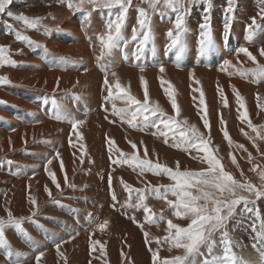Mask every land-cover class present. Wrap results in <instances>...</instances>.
Here are the masks:
<instances>
[{
	"label": "bare ground",
	"instance_id": "obj_1",
	"mask_svg": "<svg viewBox=\"0 0 264 264\" xmlns=\"http://www.w3.org/2000/svg\"><path fill=\"white\" fill-rule=\"evenodd\" d=\"M93 5L87 0L83 3L81 0H13L6 11L39 17L35 29L6 13L0 14L3 19H0V46L6 49L5 57L15 62L0 64V217L7 219L6 208L16 218L32 217L22 220L19 227L5 225L10 247L0 245V264H15L17 259L20 264H37L35 257L41 252L44 255L39 264H154L153 253L158 254L155 264H164L165 259L183 254V249L171 247L166 239L167 220L172 219L182 227L190 220L176 217L166 200L147 190L149 183L159 186L173 181L164 173L154 175L145 171L141 175L132 165L113 164L119 153L113 149L110 159L109 138L124 153L135 151L141 158L147 149L148 159L173 170L177 162L181 171L207 168L206 161L201 159L205 153L196 149L186 152L184 145L174 147L173 138L180 139L178 127L169 131L160 125L167 137L159 135L155 128L141 131L129 127L114 114L113 102L116 109H135L134 105H127L124 93L115 88L117 79L140 101L146 88L150 108L159 105L181 125L185 118L196 124L210 140L209 151L222 158L226 171L241 182L246 178L250 183L260 184L257 180L264 164V139L257 133L264 135V80L253 82L252 72L242 77L238 69H255L257 65L236 52L246 47L264 64V57L259 55V49L264 47V17L259 15L264 3L232 0L231 13L225 11L228 0H211L207 13L203 0L192 4L185 16L186 30L180 42L168 51L171 40L166 33L169 29L175 32L176 10L158 3L153 11L145 0H132L122 27L127 43L122 40L118 47L102 50L99 37L106 35L109 20L115 19L120 8H103L102 2L97 7ZM141 7L151 14L152 39L137 59L141 37L133 39L132 30ZM74 12L77 14L71 17ZM205 14L209 15L212 46L201 56L199 25ZM226 17L227 37L224 36ZM250 29L251 40L247 39ZM17 32L27 39L18 41ZM102 51L104 56L98 59ZM225 59L232 61L234 67L225 66L221 70ZM105 67L109 70L112 91L107 100ZM113 71L116 77L111 75ZM233 87L244 99L243 108L236 102ZM171 100L176 101L179 113L172 108ZM244 111L257 132H252L247 121L238 119ZM201 117L209 120L208 129L203 127ZM221 119L224 124L220 123ZM74 120L84 123L73 128ZM225 130L233 140L232 145L223 137ZM128 141L136 143L137 148L133 150ZM237 144H243L252 154L251 162L248 152L238 149ZM229 153L236 157L239 167L231 163ZM253 167L255 172L251 171ZM49 172L55 174L60 189L52 183ZM65 175L74 188L64 183ZM120 178L135 189H146L143 204L155 213V223L146 221L143 207L137 206L141 204V194L125 191ZM45 186L51 191V198ZM112 191L117 201L112 200ZM160 193L163 195L165 189L161 188ZM30 197H35V206L29 202ZM168 199L175 197L169 192ZM242 208L241 204L227 224L235 248L238 241L233 239L232 231L243 241V229L249 224L248 211L241 213ZM105 220L109 223L101 230L98 225ZM236 223H239L237 227ZM145 232L149 234L147 237ZM251 233L249 237L255 238V225ZM62 241L67 242L60 249L63 256H59L55 245ZM93 241L99 243L94 245ZM201 252L204 255L197 256L195 264L210 258L204 247ZM248 261L259 263L257 257Z\"/></svg>",
	"mask_w": 264,
	"mask_h": 264
},
{
	"label": "snow or ice",
	"instance_id": "obj_2",
	"mask_svg": "<svg viewBox=\"0 0 264 264\" xmlns=\"http://www.w3.org/2000/svg\"><path fill=\"white\" fill-rule=\"evenodd\" d=\"M13 0H0V14H5L16 20L23 21L25 25L29 28L35 29L37 24L40 22V18H30L27 15L20 13L14 14L11 10L6 11L11 5ZM84 0H81L83 3ZM88 3L99 5L101 2L105 7L111 8L115 5L120 6V11L116 15L115 19H110L107 24V33L106 35H101L99 37L101 48L111 50L114 47L119 46V42L124 40L125 44L127 41L125 40L122 27L125 24L126 16L129 11V7L132 4V0H87ZM148 3L149 8L153 11L157 10V4L162 3L165 7L172 8L176 10L177 15L174 21V29H169L166 35L170 38L171 43L167 46L166 51L171 50L175 47L181 40L182 33L185 29V16L190 11V6L192 4H196L201 2V0H145ZM203 2L207 5L205 12L211 7V0H203ZM264 3V0H261ZM229 7L225 9L227 13H231L233 11L231 7L232 0H228ZM71 6V5H69ZM262 17H264V8L260 9V13ZM209 15L205 14L203 16V23L199 25L201 29V39L199 41V53L201 56L205 55L208 51L209 47L212 46L211 33L209 30ZM253 24H255V17H253ZM11 28V25H8ZM47 31V29H46ZM133 39L136 37H141L139 43L137 45V59H139V54H142L144 46L148 44V42L152 39V29H151V14L144 8L138 9V17L136 25L133 27ZM250 34L247 39L251 40V29L249 30ZM229 34V22L227 17L225 18L224 23V36L227 37ZM16 39L19 41L21 39H27L26 37H22L19 32L16 33ZM5 47L0 46V64L12 63L15 64L14 61H9L5 57ZM240 53H243L249 60H251L254 64L257 65L255 69H238L237 71L243 77L247 72H252L253 74V82L259 83L261 80H264V64H260L257 61L255 55H253L248 48L240 47L236 55L238 56ZM259 55L264 57V47L259 49ZM104 56V52H101V56L98 59H102ZM227 67H234L232 61L225 59L221 66V70ZM143 70V69H141ZM105 79L104 85L106 86V90L108 91V96L105 97L107 100L112 96L110 82L108 80V68L105 67ZM160 71L163 72L164 68L161 66ZM113 77H116V73L111 72ZM6 79V78H5ZM141 83L144 84V78L141 77ZM59 84V81H57ZM75 87V85H74ZM115 88L122 93H124V97L126 98V103L129 106L134 105L135 109L128 111L126 109H116V105L113 102L114 114L120 116L123 121L129 125V127L133 129H139L144 131L147 128H155L159 135L167 137V132L163 131L160 125H163V129H167L172 131L174 127L179 128V140L173 138V146L176 148H180L181 145H184V151H189L190 149H196L198 151H203L205 155L201 158L203 161H206L207 168H202L200 171H181L179 168V162H177L176 169L173 170L170 167L162 165L160 163H153L152 160L148 159L147 149L144 152V158H141L135 151L132 153H124L119 148L115 147V142L109 138V152L110 159L111 154L113 153V149H115L116 153L119 155L116 159L112 160L113 164H129L134 166L135 169L140 170V174L143 175L145 171L152 172L154 175H160L164 173L169 177L173 183L168 185H159L153 186L150 183L147 185V190L153 191L156 194V197L159 199L166 200L167 204L174 209V215L176 217H186L190 220V223L187 224L186 227H182L173 222L172 219L167 220V240L170 242L171 247L176 249H183L182 255H176L171 259H165L164 264H195V258L197 256H203L204 254L201 252V248L204 247L207 249L208 257L202 260L201 264H242V262L237 260L234 252L232 251L234 244L230 237L229 231L227 229V224L230 219L235 217L238 206L241 204L243 208L241 209V213L243 211H252L253 209L249 207V205H255L256 201L260 198H264V169L259 171L258 176L260 179L259 186L250 183L245 178L244 182L236 179L231 173L225 170L224 165L221 162L222 158H217L211 151H209V143L210 140L203 133L200 128L197 127L196 124H190L188 120L185 118L183 120V124L181 125L180 121H177L174 116H168L167 113L159 106L149 107V94L147 89L144 90V98L143 101L138 100L135 96H132L130 92L126 91L119 80L117 79L115 83ZM233 93L236 96V102L240 105L241 108L244 107V99L240 95V93L233 87ZM221 97H223V92H220ZM258 99H261L258 97ZM201 102L203 103V97L201 98ZM172 108L179 113V109L177 108L176 101L171 100ZM227 106V101L225 100V107ZM107 110V109H105ZM150 113L151 117L154 119H150V116L147 114ZM166 117V118H165ZM60 117L58 116L57 119ZM203 120V127L205 129L209 128V120L207 118L201 117ZM238 119L241 122H248V126L251 128L252 132H257L256 126L252 125L249 120V114L247 111L240 113ZM83 120H74L72 122V127L76 128L77 125L83 124ZM221 124H224L223 119L220 121ZM242 132L243 128L240 129ZM156 135V132L152 133ZM248 135V133H245ZM257 135L264 139V135L257 133ZM223 137L227 140L229 145L233 144V140L231 139L228 131H223ZM252 139L251 137H249ZM131 144L133 150L137 148V144L132 141H128ZM165 143H168V140L165 139ZM253 144L255 145V141L253 140ZM236 147L238 149H243L245 152H248V149L245 148L243 144H237ZM231 156V163L239 167L237 163V159L234 155L229 153ZM59 157V153L57 152L56 158ZM249 162L252 160V154L248 152ZM51 160L48 161L51 164ZM61 170L63 171V164L61 163ZM47 172V167L45 168ZM251 171L255 172L256 168L253 167ZM49 177L52 183L56 186L57 189H60V184L57 182V178L54 173L49 172ZM243 176V173H241ZM64 183L69 187H75L73 184H70L67 176L65 175ZM120 183L123 186L124 190L129 192L136 191L141 195L139 197L141 204L137 205L138 207L142 206L145 212V220L151 223H155L153 220V216L155 213L152 212V209L148 207L146 204H143L145 199L144 192L146 189H135L133 186L129 185L127 182L120 178ZM109 189H112V177L109 176L108 180ZM164 188L165 193L162 195L160 193V189ZM45 191L51 198V191L45 186ZM170 192L171 196L175 197V200L168 199V193ZM112 200L117 201V196L115 191H112ZM29 202L32 205H36L35 197H30ZM125 203H128L126 200ZM113 208H115V204H113ZM7 212V219L4 217H0V245L9 246V242L5 238L4 228L5 225L14 224L16 227H19L21 221L24 219H31L32 217H20L16 218L13 216L11 210L5 209ZM36 213L33 212L34 216ZM160 219H163L161 216ZM108 220L103 221V223L99 224L98 227L103 230L104 227L108 224ZM175 230V231H173ZM79 233H77L78 235ZM145 237L149 234L147 232L144 233ZM219 237L217 240L216 237ZM75 237H70L69 239H74ZM257 239H260L262 243H264V224L261 225V231L257 233ZM29 239H31L29 237ZM67 241H62L55 245L57 250V254L59 256H63V253L60 251L63 243ZM99 241H93V244H97ZM219 246L222 247V254H216L214 250ZM255 247V245H253ZM103 250V249H101ZM44 255L43 252L38 253L35 257L37 264H39L41 257ZM123 255V253H121ZM157 253H153V262L157 261ZM66 259V258H65ZM15 264H20L19 259L15 261Z\"/></svg>",
	"mask_w": 264,
	"mask_h": 264
},
{
	"label": "rangeland",
	"instance_id": "obj_3",
	"mask_svg": "<svg viewBox=\"0 0 264 264\" xmlns=\"http://www.w3.org/2000/svg\"><path fill=\"white\" fill-rule=\"evenodd\" d=\"M91 7H97V6L93 5ZM113 7L114 8H120L119 5H115ZM103 8H108V7H105L104 6ZM85 10H83V12ZM76 14H77V12H74L70 16L71 17H74ZM0 19H2V18L0 17ZM263 152H264V150H263ZM262 169H264V164H263L261 170ZM255 177H257V174H255L254 178ZM257 181L260 182L259 179ZM249 207L252 208L253 210L250 211V212L248 211V217L247 218L249 219V224H248L249 226L248 225L246 226V228H247V229H245L246 231L243 229V231H244L243 232L244 240L242 241L241 237H238L237 234H236V231L233 230L232 231L233 232L232 233L233 239H235V241H238L239 244L236 243V248L237 249L234 247L232 249V251L234 252L235 256L237 257V260L240 261V262H242V264H251L248 261V259H253L254 257H257L258 258V261H259L258 264H264V243H262V241L260 239H257L256 238L257 237V233L261 231V225L264 224V211H263L264 210V198H260V200L258 199L256 201V204L254 206L250 204ZM259 210H260V212H259ZM256 214H257V216H256ZM238 225H239V223H236L235 224V227H237ZM254 225H255V231H256V233H255V238L256 239L253 237V235H252V238L249 237V235L252 234L251 232L253 230ZM236 239H238V240H236ZM239 239L241 241H239ZM240 245L241 246L242 245H245V247L243 249H241V246ZM253 245H255V247ZM215 253L216 254H222V247L218 245V247L215 249Z\"/></svg>",
	"mask_w": 264,
	"mask_h": 264
}]
</instances>
